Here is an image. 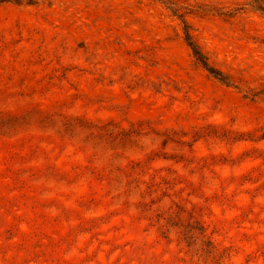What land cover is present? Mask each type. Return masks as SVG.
<instances>
[{
	"label": "rangeland",
	"instance_id": "obj_1",
	"mask_svg": "<svg viewBox=\"0 0 264 264\" xmlns=\"http://www.w3.org/2000/svg\"><path fill=\"white\" fill-rule=\"evenodd\" d=\"M0 264H264V0H0Z\"/></svg>",
	"mask_w": 264,
	"mask_h": 264
},
{
	"label": "trees",
	"instance_id": "obj_2",
	"mask_svg": "<svg viewBox=\"0 0 264 264\" xmlns=\"http://www.w3.org/2000/svg\"><path fill=\"white\" fill-rule=\"evenodd\" d=\"M190 43L189 46L191 47L194 56L197 58V60L203 65L205 66L209 71H211V73H215L214 70H212L211 68L208 67V63L206 62V58L203 56V54L201 53V51L199 50V48L197 47V45L191 40L190 38Z\"/></svg>",
	"mask_w": 264,
	"mask_h": 264
}]
</instances>
